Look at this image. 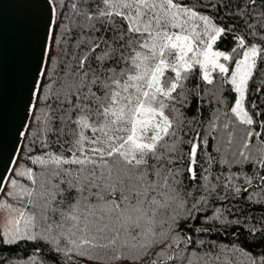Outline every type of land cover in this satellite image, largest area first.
<instances>
[{
  "label": "snow or ice",
  "instance_id": "1",
  "mask_svg": "<svg viewBox=\"0 0 264 264\" xmlns=\"http://www.w3.org/2000/svg\"><path fill=\"white\" fill-rule=\"evenodd\" d=\"M44 3L0 264H264V225L229 218L233 202L264 210V0ZM216 225L243 239L205 249Z\"/></svg>",
  "mask_w": 264,
  "mask_h": 264
},
{
  "label": "water",
  "instance_id": "2",
  "mask_svg": "<svg viewBox=\"0 0 264 264\" xmlns=\"http://www.w3.org/2000/svg\"><path fill=\"white\" fill-rule=\"evenodd\" d=\"M44 0H0V178L19 152L29 96L40 66Z\"/></svg>",
  "mask_w": 264,
  "mask_h": 264
},
{
  "label": "trees",
  "instance_id": "3",
  "mask_svg": "<svg viewBox=\"0 0 264 264\" xmlns=\"http://www.w3.org/2000/svg\"><path fill=\"white\" fill-rule=\"evenodd\" d=\"M229 16V13L224 11L221 12L219 14V16L217 17V20H221L224 19V22L230 23L231 21L227 20L226 18ZM218 47L222 48V49H230L232 47V39L231 36L228 37V39L224 40L220 45H218ZM264 69V63H261L259 66V69L257 71V78H256V82L259 83L260 79L264 78L261 77L260 75V70ZM47 81H45L46 83ZM197 83V81L195 80V78H193V80L190 82V86L192 84ZM233 98V94L230 92L228 86L224 87V100L225 103L227 105L230 106L231 101ZM252 99H256L257 102H261L264 101V94H256L254 89H253V94L252 96H250V101ZM209 115V110L208 107L205 106L204 107V111H203V116L207 117ZM32 115L30 116L29 122L28 124H30L32 122ZM28 143L29 141L27 139H25L23 137L22 142H21V146L19 149V152L22 156L25 157L26 159V154L28 152ZM257 191L259 192L260 190L257 189ZM258 197H254V199H256ZM223 204L227 205L228 201H224ZM221 206V202L217 201L215 205L210 206V210L208 213H206L207 215H211L212 211L215 210V207H219ZM232 209H233V215L230 216L229 218H239L242 222V227L245 230H247V227L251 224H256V227L259 229L262 225H264V210H261V206L259 204H255V205H249V203L245 202V201H241L239 203L233 202L232 204ZM243 209L244 214L241 215L240 210ZM227 215V212H226ZM200 223V222H198ZM219 225H216V227L212 228V230L210 232H205V233H201V234H196L198 238L203 239L205 241L204 244V248L207 249V247L215 244L218 245L219 247H233V242L236 241L237 239H243V237H236L233 236L232 233L235 230L233 227H228L227 229H221L219 232L216 231V228H218ZM249 240L253 239L252 237L248 238ZM238 247V245H236ZM249 247L251 245H248ZM34 245L33 244H29L28 248H33ZM13 251H15V248L13 247L12 249ZM24 253H17V255H23ZM47 254V249H43V251L38 255V258L46 255ZM5 255H7V253H5ZM43 264H52V261L50 259L48 260H44Z\"/></svg>",
  "mask_w": 264,
  "mask_h": 264
}]
</instances>
